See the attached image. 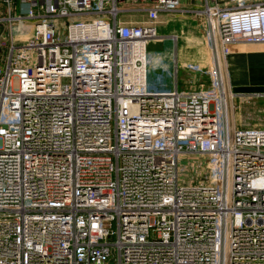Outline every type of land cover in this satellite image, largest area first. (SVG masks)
Here are the masks:
<instances>
[{
	"label": "built area",
	"instance_id": "1",
	"mask_svg": "<svg viewBox=\"0 0 264 264\" xmlns=\"http://www.w3.org/2000/svg\"><path fill=\"white\" fill-rule=\"evenodd\" d=\"M179 4L0 0V264H264V127H237L226 70L264 0H204L208 87L147 91Z\"/></svg>",
	"mask_w": 264,
	"mask_h": 264
},
{
	"label": "crops",
	"instance_id": "2",
	"mask_svg": "<svg viewBox=\"0 0 264 264\" xmlns=\"http://www.w3.org/2000/svg\"><path fill=\"white\" fill-rule=\"evenodd\" d=\"M203 3L204 0H180L179 6L174 11L159 13L157 39L162 38L172 43L174 53L173 57L169 55V63H167L169 70L161 66L158 68L159 75H163L167 80L164 82L161 80L156 91H168L175 87L183 91L208 87V75L204 72L206 52L202 41V18L195 12L202 7ZM142 17L144 15L141 17L128 15L122 19L139 22V18ZM169 22L171 23L170 28L168 27ZM180 48L184 53L181 57V64L178 61L180 60L178 54ZM229 50L228 79L231 87L239 94L253 92L264 95L261 91L264 90V79L261 81L259 78L261 72L264 75V44L235 43L229 46ZM190 64L198 65L202 71L199 73V71L189 69ZM257 86H259L257 90H250Z\"/></svg>",
	"mask_w": 264,
	"mask_h": 264
},
{
	"label": "rangeland",
	"instance_id": "3",
	"mask_svg": "<svg viewBox=\"0 0 264 264\" xmlns=\"http://www.w3.org/2000/svg\"><path fill=\"white\" fill-rule=\"evenodd\" d=\"M152 4L147 2H137V3H125L120 5V8L123 9L120 13V17L124 18V16L133 15L135 17H144L139 18V21H145L146 18V10L151 7ZM168 27H171V23H168ZM181 47V44H179ZM174 48L173 44L165 39L159 38L154 39L148 42L147 44V63H146V87L147 91H156L159 82L161 80L166 81V77L163 75H159L158 68L161 66L168 69L167 63H169V55L173 57ZM179 63L181 64V57L184 54L182 49L178 50ZM228 57H226V70L227 77L228 76ZM230 62V60H229ZM184 63V62H183ZM231 64V63H230ZM183 65V64H182ZM233 72V68H231ZM259 78L261 81L264 79L263 72L259 74ZM246 80V78H243ZM229 80V79H228ZM231 84V83H230ZM231 86V85H230ZM259 86L256 88H251L250 90H257ZM232 92L235 93V97L233 98L234 104V116L236 119L237 127L241 128H253V127H264V95H258L251 92L246 94H239L235 92V90L231 87Z\"/></svg>",
	"mask_w": 264,
	"mask_h": 264
},
{
	"label": "water",
	"instance_id": "4",
	"mask_svg": "<svg viewBox=\"0 0 264 264\" xmlns=\"http://www.w3.org/2000/svg\"><path fill=\"white\" fill-rule=\"evenodd\" d=\"M212 2V0H210ZM223 72L225 75V69L222 65ZM224 82H225V87H226V97H227V106H228V115H229V126L230 128L232 127V118H231V105H230V100H229V90H228V85H227V80L226 77H224Z\"/></svg>",
	"mask_w": 264,
	"mask_h": 264
},
{
	"label": "bare ground",
	"instance_id": "5",
	"mask_svg": "<svg viewBox=\"0 0 264 264\" xmlns=\"http://www.w3.org/2000/svg\"><path fill=\"white\" fill-rule=\"evenodd\" d=\"M252 44V43H251ZM261 91H263L264 92V90H261ZM255 94H257V93H255Z\"/></svg>",
	"mask_w": 264,
	"mask_h": 264
}]
</instances>
